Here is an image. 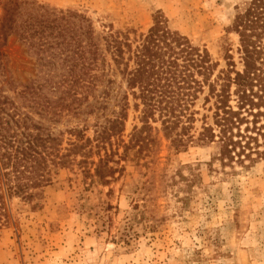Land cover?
<instances>
[{
	"label": "trees",
	"instance_id": "1",
	"mask_svg": "<svg viewBox=\"0 0 264 264\" xmlns=\"http://www.w3.org/2000/svg\"><path fill=\"white\" fill-rule=\"evenodd\" d=\"M3 11L0 46L16 36L37 72L9 94L4 87L12 82L0 61V226L13 220L14 197L30 203L49 184L52 167L78 155L85 173L91 165L108 183L130 153L142 159L152 151V130L177 149L215 143L222 164L264 157V0H249L234 16L229 30L238 36L240 67L228 53L222 69L160 11L133 38L111 25L96 32L86 14L37 0H5ZM116 76L125 91L117 110H109ZM130 100L140 125L125 142ZM198 100L209 114L200 112ZM91 114H98L92 137L86 127L55 129L67 116ZM65 133L72 138L67 147Z\"/></svg>",
	"mask_w": 264,
	"mask_h": 264
},
{
	"label": "rangeland",
	"instance_id": "2",
	"mask_svg": "<svg viewBox=\"0 0 264 264\" xmlns=\"http://www.w3.org/2000/svg\"><path fill=\"white\" fill-rule=\"evenodd\" d=\"M37 1L86 14L96 32L111 25L131 38L145 33L160 11L171 29L209 51L217 69L226 68L228 53L240 67L238 36L229 27L249 0ZM0 52L12 82L4 89L12 94L9 88L36 76L37 64L14 35ZM115 79L109 110L125 91ZM130 105L125 142L140 125ZM97 115L67 116L55 129L86 127L92 137ZM151 136L152 151L142 159L130 153L108 183L91 165L85 173L77 155L68 166L52 167L51 181L30 203L14 197L13 220L0 226V264H264V157L222 164L215 143L177 149L160 131ZM63 137L67 147L71 137Z\"/></svg>",
	"mask_w": 264,
	"mask_h": 264
}]
</instances>
